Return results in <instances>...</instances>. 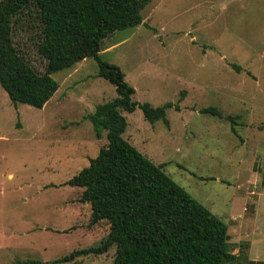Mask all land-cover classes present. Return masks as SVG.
Returning a JSON list of instances; mask_svg holds the SVG:
<instances>
[{
  "label": "rangeland",
  "instance_id": "1",
  "mask_svg": "<svg viewBox=\"0 0 264 264\" xmlns=\"http://www.w3.org/2000/svg\"><path fill=\"white\" fill-rule=\"evenodd\" d=\"M141 16L101 41L100 58L122 70L136 102L178 108H166L167 123L121 110L122 136L226 223L236 259L225 264H264V0H150ZM38 36L34 16L16 17L12 41L42 73ZM97 70L87 56L52 72L58 88L41 108L0 86V264H65L52 261L89 245L72 213L79 187L66 182L107 142L87 118L116 95ZM115 251L70 264H112Z\"/></svg>",
  "mask_w": 264,
  "mask_h": 264
},
{
  "label": "trees",
  "instance_id": "2",
  "mask_svg": "<svg viewBox=\"0 0 264 264\" xmlns=\"http://www.w3.org/2000/svg\"><path fill=\"white\" fill-rule=\"evenodd\" d=\"M149 1L0 0V86L11 102L41 108L58 88L51 73L87 56L96 60L98 76L116 93L87 116L97 137L106 132V145L66 182L79 187V201L89 203L87 224L104 225L106 233L96 244L73 249L52 263L100 255L112 245L116 247L112 264H225L236 259L226 223L122 136L126 119L121 110L139 107L149 122L167 123L166 108H178L171 102L153 107L133 100L134 88L122 70L99 55L105 37L141 22V10ZM24 11L39 23L36 51L46 62L42 73L12 41V25ZM199 111L223 117L214 106ZM225 118L235 132L233 116ZM261 183L264 186V163Z\"/></svg>",
  "mask_w": 264,
  "mask_h": 264
},
{
  "label": "crops",
  "instance_id": "3",
  "mask_svg": "<svg viewBox=\"0 0 264 264\" xmlns=\"http://www.w3.org/2000/svg\"><path fill=\"white\" fill-rule=\"evenodd\" d=\"M78 194H79V192L77 193V196H75L74 199L72 200V202H75V204L73 205L74 209H73L72 213H73V215H75L76 219L82 218L81 219L82 223L78 222L77 227L82 228L84 233L87 232L89 235H91L90 242L92 244V242H94L96 240H99L102 236H104V234L106 233V228H105V226L102 227V230L100 232L98 230V227H99L98 224H94V225H88L87 224L88 223L89 213H90L89 203L79 201L77 199L78 198ZM76 206H78L77 215L75 214V207ZM84 227H85V229H84ZM64 228H65V226H57L56 230L63 231ZM90 242H89V245H90ZM81 247H86V246H80V247L78 246V247H75L73 249H77V248H81ZM61 263L70 264L71 261L61 262Z\"/></svg>",
  "mask_w": 264,
  "mask_h": 264
}]
</instances>
